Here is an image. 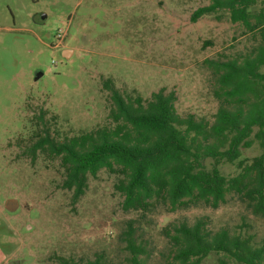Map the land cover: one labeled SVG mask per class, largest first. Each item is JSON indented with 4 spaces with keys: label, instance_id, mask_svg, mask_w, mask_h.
Masks as SVG:
<instances>
[{
    "label": "rangeland",
    "instance_id": "rangeland-1",
    "mask_svg": "<svg viewBox=\"0 0 264 264\" xmlns=\"http://www.w3.org/2000/svg\"><path fill=\"white\" fill-rule=\"evenodd\" d=\"M211 2L0 0V264H60L57 257L85 263L100 255L106 264H128L129 220L137 221L138 241L149 251L146 264L169 261L161 229L174 221L204 218L213 232L228 229L261 240L264 217L234 194L217 209L125 212L117 175L103 169L90 176L76 201L62 188L57 161L42 155L33 161L24 153L41 108L55 118L51 130L61 139L109 124L114 104L104 88L107 78L123 94L144 100L161 88L175 91L178 114L213 122L219 103L203 61L220 53L236 57L254 39L228 10L193 21L194 12ZM252 10L264 12V0ZM59 29L66 35L55 47ZM59 48L66 49L63 55ZM260 153L255 141L243 157ZM221 169L227 176L238 172L228 163ZM218 258L212 254L203 264H218Z\"/></svg>",
    "mask_w": 264,
    "mask_h": 264
},
{
    "label": "trees",
    "instance_id": "trees-1",
    "mask_svg": "<svg viewBox=\"0 0 264 264\" xmlns=\"http://www.w3.org/2000/svg\"><path fill=\"white\" fill-rule=\"evenodd\" d=\"M257 0H212L198 8L192 20L228 10L233 23L253 34L254 44L236 57L220 53L203 61L214 81L218 109L213 122L194 114H178L175 91L166 88L150 99L123 94L112 78L104 80L114 104L111 122L80 135L59 138L52 133L42 108L30 144L24 151L33 161L42 155L62 169V188L79 200L106 169L118 177L125 212L143 215L206 206L217 209L234 194L256 216L264 217V12H253ZM257 141L261 149L251 160L243 150ZM237 173L227 176L223 164ZM136 220H129L124 242L128 264H146L150 254L138 241ZM168 243L167 264H203L212 254L218 264H264V236L208 228L204 218L194 223L170 222L161 229ZM60 264H106L103 256L85 263L57 257Z\"/></svg>",
    "mask_w": 264,
    "mask_h": 264
},
{
    "label": "built area",
    "instance_id": "built-area-1",
    "mask_svg": "<svg viewBox=\"0 0 264 264\" xmlns=\"http://www.w3.org/2000/svg\"><path fill=\"white\" fill-rule=\"evenodd\" d=\"M65 35H66L65 30H63V29L58 30V32L56 34L57 43L55 44V47H61Z\"/></svg>",
    "mask_w": 264,
    "mask_h": 264
},
{
    "label": "crops",
    "instance_id": "crops-1",
    "mask_svg": "<svg viewBox=\"0 0 264 264\" xmlns=\"http://www.w3.org/2000/svg\"><path fill=\"white\" fill-rule=\"evenodd\" d=\"M60 49V52L62 53V55L64 54V52L66 51V49L64 48H59Z\"/></svg>",
    "mask_w": 264,
    "mask_h": 264
}]
</instances>
